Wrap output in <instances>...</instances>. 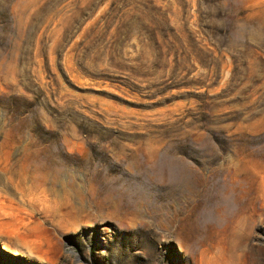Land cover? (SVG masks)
Instances as JSON below:
<instances>
[{"label": "rangeland", "instance_id": "374dc122", "mask_svg": "<svg viewBox=\"0 0 264 264\" xmlns=\"http://www.w3.org/2000/svg\"><path fill=\"white\" fill-rule=\"evenodd\" d=\"M0 264H264V0H0Z\"/></svg>", "mask_w": 264, "mask_h": 264}, {"label": "trees", "instance_id": "16d2710c", "mask_svg": "<svg viewBox=\"0 0 264 264\" xmlns=\"http://www.w3.org/2000/svg\"><path fill=\"white\" fill-rule=\"evenodd\" d=\"M169 31L171 32H174V29L173 28H169ZM173 36H174V34H173ZM173 36H170V39H171V37H173ZM169 38V37H168ZM168 39L167 38H165V41H167ZM162 46H164L165 47V45H164V43L162 44Z\"/></svg>", "mask_w": 264, "mask_h": 264}]
</instances>
